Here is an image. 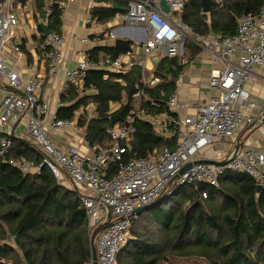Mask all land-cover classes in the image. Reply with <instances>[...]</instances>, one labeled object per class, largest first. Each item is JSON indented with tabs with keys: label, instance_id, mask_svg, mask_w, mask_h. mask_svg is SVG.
Here are the masks:
<instances>
[{
	"label": "built area",
	"instance_id": "2783aa9c",
	"mask_svg": "<svg viewBox=\"0 0 264 264\" xmlns=\"http://www.w3.org/2000/svg\"><path fill=\"white\" fill-rule=\"evenodd\" d=\"M42 1L45 15H50L55 5L64 15L68 5L73 2ZM89 1L96 4L95 0ZM185 1L187 0H165L172 18L162 12L159 0L129 1L121 20L146 33L147 37L142 41V53L145 57L155 53L159 57H178L181 63L185 62L181 58L180 44L181 38L190 30L180 17ZM29 5L27 0H0V81L4 80L8 87L17 91L9 92L2 99L0 121L14 125L24 118L25 134L40 152L41 160L35 164L30 160L8 156L7 162L23 173H39L40 168L46 166L58 182L62 175L68 178L72 187L79 191L89 238L98 226L107 223L94 239L97 264H117V252L127 241L130 222L135 217L134 209L149 204L158 197L172 194L175 186L206 183L218 188V177L226 170L244 172L253 177L257 184L264 186V138L258 148L232 151L220 162L212 160L209 163H193L199 160L197 155L203 149L218 140L233 138L244 125L256 123L251 114L254 105L247 84L256 79L254 68L264 65V5L256 15H241L232 35L212 40L198 37L199 45L207 43L211 52L212 67L208 80L210 93L207 99L194 106L193 115L181 119L170 121L165 113L150 116V122L160 135L177 136L174 147L164 146L149 158L128 159L126 153L130 147L126 140L135 133V116L131 113L120 124L106 129L110 138L106 146L86 142L85 151L77 146H70L65 152L56 147L53 134L71 129L74 122L58 118L56 112L50 113L49 105L40 97L42 77L31 75L24 81L13 65L8 63V60L13 63L12 56L21 51L20 44L14 39L20 12L27 10ZM24 15L28 18L26 13ZM29 17L32 20L29 27L33 37L32 50L47 61L49 74L54 77L63 57L65 37L54 31L45 35L40 24H48L45 19H37V12L29 13ZM84 24L95 28L101 26L90 13L84 18ZM72 39L81 44L88 42L87 37L78 38L73 35ZM133 56V53H125L93 62L85 51L77 49L75 66L64 68L61 93H66L70 85L82 88L92 69L106 71L103 79H107V72H123L133 65L142 66V62L135 61ZM158 81V77L142 80V87L135 83L133 97L144 98L145 88ZM60 106L61 101L57 103V107ZM167 106L170 111L187 107L185 103H179L175 95L169 97ZM171 124L176 128L171 129ZM11 144L9 138H1L0 155L7 154ZM189 162L193 163L191 167L178 175ZM111 165L115 168L112 169ZM206 195V192L201 193L202 198ZM14 238L13 235L0 238V250L7 245L15 247ZM0 264L12 263L5 256H0ZM84 264L94 263L90 258Z\"/></svg>",
	"mask_w": 264,
	"mask_h": 264
},
{
	"label": "trees",
	"instance_id": "16d2710c",
	"mask_svg": "<svg viewBox=\"0 0 264 264\" xmlns=\"http://www.w3.org/2000/svg\"><path fill=\"white\" fill-rule=\"evenodd\" d=\"M129 1L95 0L97 5L90 14L105 23L124 12L112 4L127 9ZM42 5V0H35V8L49 30L60 33L62 10L55 5L52 13L45 15ZM263 5L264 0H212L208 24L199 0H187L180 15L200 35L212 31L225 37L235 33L241 15H256ZM122 52L100 45L85 53L95 62ZM26 56L30 61L28 52ZM183 67L178 57H162L155 73L162 81L146 91L151 100L144 99L140 107L134 106L137 102L132 98L138 67L107 72V79H103L106 71L92 69L80 91L70 85L62 93L66 105L58 108L56 115L76 120L89 144L106 146L110 118L122 111L124 121L131 113L136 131L126 140L130 145L126 159L148 158L164 146L173 148L177 136L160 135L150 120L135 114L145 109L150 115L175 116L167 102ZM115 104L118 107L113 110ZM88 105L93 106L90 111ZM170 127L176 128L173 124ZM4 137L12 144L7 154L0 155V238L13 235L15 247H2L0 256L12 264H84L91 258V249L79 191L57 182L46 166L39 173H23L9 164V157L38 164L41 154L31 142L0 134V139ZM218 182V188L206 183L175 186L172 194L162 196L157 205L131 219L130 237L117 252V264H169L179 258L191 260V264H264V186L257 190L253 177L233 170L222 172ZM202 192H206L205 198ZM150 220L153 227L146 224Z\"/></svg>",
	"mask_w": 264,
	"mask_h": 264
},
{
	"label": "crops",
	"instance_id": "0c3cea01",
	"mask_svg": "<svg viewBox=\"0 0 264 264\" xmlns=\"http://www.w3.org/2000/svg\"><path fill=\"white\" fill-rule=\"evenodd\" d=\"M215 1L220 2L221 0ZM228 1L230 2L232 0H225V2ZM27 2L30 4L29 8L31 6L32 7L31 9L28 8L27 10H23V12L19 10L21 11L19 26L16 30V37L14 39L15 42L20 44V47L23 48L24 51L22 49L19 53L14 54L12 56L13 63L9 62V60L8 63L13 65L14 70L24 81L31 75H38L42 77L43 84L41 86L40 97L42 101L49 105L50 113H54L58 110V108L66 105V103H64L61 99V83L64 79V68H73L75 66V51L77 49H81L86 52L88 49L100 45L114 47V40L116 38L128 40L131 49L129 51L123 50V52L120 54L133 53V59L135 61L142 62V66L133 65L129 69L125 70L129 71L131 68H139V79L136 80L134 84L138 83L142 87V80H149L152 77L159 78L158 82L145 88L144 98H134L132 94V98H134L133 100L138 103L137 106L139 107L140 103L145 101L144 99L149 98L146 94V91L148 89L154 88L162 81V78L155 74L157 65L162 57H159L160 55L155 53L145 57L142 53V41L147 37L146 33L135 25H127L122 22L121 15L125 11L116 14L112 19L107 20L105 23H101L99 28L85 25L84 18L89 15L91 8L97 5H93L89 0H73V2L68 5L67 11L61 18L62 23L60 26V33L63 34L66 42L63 49L62 60L56 69V75L51 77L47 67V61L35 53L31 47L33 37L29 29L30 23H32L29 13L37 12V10L35 8V0H27ZM22 13L23 15L26 13L28 18L25 17V15L22 16ZM163 13L166 14L168 18H172L170 11ZM204 14H206V18L203 19L209 24L211 18L210 12ZM37 17V19H41L39 12H37ZM183 23L188 25L184 21ZM189 29V32L186 33V35L180 40L181 58H183L185 62L181 63L180 59H178L179 64L184 65V67L182 72L176 77L175 90L170 95V97L175 95L177 101L179 103H185L187 107L172 111L175 113V116H167L170 121L176 120L178 118L181 119L184 116L193 115L195 113L194 106L203 103L207 99L208 93H210L208 88V80L210 69L212 67L211 52H209L206 46L207 43L205 44L202 42V45H199L200 40L198 37L212 40L213 38H218L221 35H218L212 31H208L205 34L200 35L197 32H194L191 26H189ZM110 33H112V35ZM73 35L77 36L78 38L87 37L88 42L81 44L79 41H74L72 39ZM193 43L196 45L195 47L193 46ZM27 52L30 55V61H28L26 56ZM254 72L256 74V79L251 83H248L247 88L250 99L254 105L251 114L254 117L256 123L254 125H244L236 133V135H234L233 138L227 140H218L211 146L203 149L197 155L199 160H216V162H220L232 151H244L249 148L256 149L260 146L262 139L264 138V65L255 67ZM9 88L10 87L6 85L4 80L0 81V106L2 99L9 92H12L9 91ZM82 88L77 89L80 91ZM148 100L151 99L149 98ZM59 101L62 102V106L57 107V103ZM90 107L91 109L93 108L92 105ZM117 107V104L113 105V110L117 109ZM2 112V107H0V115ZM142 112L145 114H142ZM135 115H138L147 121H149L151 118L150 116H152L148 114L147 110L145 109L138 111ZM24 120L25 119L23 118L22 121L14 125L4 124L0 121V134L10 135L13 133L15 138L26 143L30 142L25 134V125L23 123ZM71 121L74 122V127L69 130L55 132L53 134V141L56 147L63 152H65L70 146H77L81 150L85 151L87 149L85 145L87 141L83 135V128L77 125L76 120ZM121 122L122 119L111 126H115ZM237 145H239V147L236 149ZM153 154L150 157H152ZM262 172L264 173V167L262 168ZM59 183L63 184L65 187H72L70 181L67 177H65V175L61 178Z\"/></svg>",
	"mask_w": 264,
	"mask_h": 264
},
{
	"label": "water",
	"instance_id": "95a60500",
	"mask_svg": "<svg viewBox=\"0 0 264 264\" xmlns=\"http://www.w3.org/2000/svg\"><path fill=\"white\" fill-rule=\"evenodd\" d=\"M20 2H23V0H20ZM211 4H212V0H199V5H200L201 10H202L203 13H209L211 11ZM159 6H160V8H161V10L163 12L167 13L169 11V7L166 4L165 0H159ZM112 8L120 10V11H125L126 10L125 7H120V6H117L115 4H112ZM40 27H41V29H42V31L44 32L45 35H47L50 32V30H49L47 25L41 23ZM114 48L115 49H119V50H126V51H129L131 49L130 46H129L128 40H125V39H122V38H116L114 40ZM9 91L17 92L16 90H13L11 88H9ZM121 119H122V111H119L117 114L113 115L110 118V125H113L114 123H116L117 121H120ZM9 136L13 137V133H11ZM238 147H239V145L236 146V149ZM201 162L202 163H204V162L205 163H209L211 161H209V160H195L193 163H201ZM193 163L189 162L185 166H183V168L179 171L178 175H181L184 171H186L188 168H190ZM221 164H223V163H221ZM262 187L263 186L260 185V184H257V186H256L257 190H260ZM160 201H161V197H158V198H156L154 201H152L149 204H146V205H143V206H140V207H136L134 209V211H133V214L135 216L139 215L142 211L154 207ZM106 226H107V223H104V224H101L100 226H98L94 230V232H93V234H92V236L90 237V240H89L90 249H91V258H92L94 264H97V262H96L97 256H96V251H95V247H94V239H95L97 233L100 230L104 229Z\"/></svg>",
	"mask_w": 264,
	"mask_h": 264
},
{
	"label": "rangeland",
	"instance_id": "374dc122",
	"mask_svg": "<svg viewBox=\"0 0 264 264\" xmlns=\"http://www.w3.org/2000/svg\"><path fill=\"white\" fill-rule=\"evenodd\" d=\"M32 7V6H31ZM31 7L29 8V9H31ZM134 106L136 107L137 106V103H134ZM88 107V111H90V109H91V107H90V105H88L87 106ZM62 177H63V175H62ZM152 223V221L150 220L149 222H147L146 224H149L150 225V227H153L154 225V223L153 224H151ZM143 225V224H142ZM130 235V232L127 234V238L128 237H130L129 236ZM128 240V239H127ZM169 264H191V260H186V259H183V258H179V259H175V260H173V262H170Z\"/></svg>",
	"mask_w": 264,
	"mask_h": 264
}]
</instances>
